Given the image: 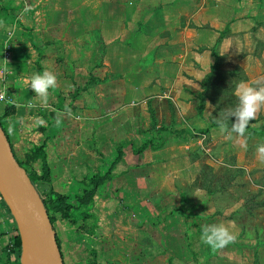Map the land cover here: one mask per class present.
I'll return each mask as SVG.
<instances>
[{
	"label": "crops",
	"instance_id": "obj_1",
	"mask_svg": "<svg viewBox=\"0 0 264 264\" xmlns=\"http://www.w3.org/2000/svg\"><path fill=\"white\" fill-rule=\"evenodd\" d=\"M192 1L187 7L181 0H108L115 18L103 21L99 4L85 12L66 0H0V91L8 96L0 102V123L14 156L25 160L45 144L48 179L37 182L44 194H80L92 175L111 174L94 195L92 218L75 225L63 220L60 234L54 228L63 264L73 257L78 264H143L176 253L177 246L189 255L188 238L216 219V210L195 215L182 205L190 190L204 192L209 204L219 188L205 190L198 181L207 135L218 127L212 94L227 91L213 77L231 78L237 67L248 83L264 77V69L248 65L264 47V0ZM118 5L124 37L108 39L102 31L115 30ZM89 28L97 31L96 42L86 39ZM256 61L264 62V48ZM45 70L57 77L46 104L27 85ZM259 116L264 107L248 126ZM232 139L220 133L217 151ZM31 163L40 175L41 161ZM240 186L236 199L244 202ZM3 223L15 225L0 199V254ZM166 239L177 246L166 248Z\"/></svg>",
	"mask_w": 264,
	"mask_h": 264
},
{
	"label": "rangeland",
	"instance_id": "obj_2",
	"mask_svg": "<svg viewBox=\"0 0 264 264\" xmlns=\"http://www.w3.org/2000/svg\"><path fill=\"white\" fill-rule=\"evenodd\" d=\"M66 1L75 5L79 4L80 7L85 10V12L87 10H90L91 12L92 8L99 4L101 7V20L105 21L108 19V17L111 20H114L115 18L114 15L112 18H110V15L107 13L108 0H105V2H99V0ZM115 1L117 4H121L124 0ZM181 1L182 3L186 4L187 7L188 4L194 3L192 0ZM198 1L199 0L196 2ZM205 1L211 3L215 2L216 0ZM228 1L232 3L234 0ZM94 8L97 9L96 7ZM120 8L121 7L118 5V10L116 13L117 26L115 30H112L111 32L109 29H105L102 31V36L108 39L109 37L115 35L119 36L120 38L124 37L123 35L125 31L122 29L124 15L120 14ZM104 11L105 13H103ZM89 13L88 15L84 14L85 17L92 15V13ZM84 35L86 36V39L95 42L98 38L97 31H95V29L93 30L92 28L85 29ZM263 48L264 47L262 45L258 47L254 54L256 58L262 54ZM256 58L252 59L248 65L252 69H256L258 66L260 70L263 71L264 62H261V65H257ZM244 71L245 70L241 69L240 67H237L234 71L235 75H232L231 78H227L220 72H217L216 76L213 77V85H218L227 89L226 93L220 92L212 94V102L215 106V108L212 109V113L214 116L216 115V118H222V114L227 109L233 108L236 105L237 98L234 94L235 86L241 81H248V76ZM252 71L255 72V70ZM62 87L63 89H68V85H66V83L62 84ZM232 118H229V122L226 121L228 127L230 126L231 121H234L235 119L233 118L232 120ZM256 121L255 127H250L251 125L247 127L249 129H246L244 136H239L237 134V137H234L235 133H233L234 135H232V141H230L229 145H226L221 149V154L220 149L217 151L218 146L217 148L215 147L216 139L220 135L218 127L216 128L217 131L214 132V135H207V142L205 143L203 149L204 152H206V159L202 161L204 173L200 178H198V181H200V184L206 185L205 190L209 188L211 190V187H217V185L219 188L212 189V198L215 196L214 199H212L213 203L210 200L209 204L204 205V192H197L195 194V192L190 190L187 193L188 196L185 197L184 204L182 205V209L186 208V212L188 210H192L195 215L202 212L206 214L213 213V211L215 212L216 210L217 214H214L216 219L210 221V224H225L235 234L236 239L223 248L213 250L201 241L200 237L202 233L196 234L195 237L188 238L189 246L192 251V253L189 255L178 253L180 246L175 244L172 246V242L168 243V240L166 239V248H169L170 246L174 248L177 246L175 247L176 253H165L163 259L158 258L156 260H153L154 257L150 256L148 258L149 263L146 262L143 264H264V165L263 162L256 158L255 154L257 146L264 144V118L259 116ZM92 129V127H89V130L86 131V134L91 132ZM249 130H251L254 134ZM88 139L89 137H87V140ZM89 147L91 149L92 146L89 145ZM92 150L94 151L93 148ZM20 161L22 163L27 162L26 170H33V167L36 168V166H34L35 164L31 163L32 161L28 160V158ZM254 164H260V166H262L261 170L263 173H261L260 169L256 170L255 168H252V165ZM231 182L232 184L234 183L233 186ZM240 185H242L245 190V194L242 196L244 197V202H237V200L241 198L240 194L242 193ZM224 187L226 189L223 190L222 188ZM38 189L42 195L45 196L40 187H38ZM216 193L218 196L215 195ZM211 203L213 206H211ZM218 208H221L219 212L217 211ZM192 216L194 215H191V219L188 218V220L194 224V222H192L194 221V217ZM58 219L54 223V228H56L58 230V234H60V227L62 225L61 222H63L64 219ZM3 224L5 228V232H3V234L6 241L4 244H2L3 253L0 254V264H12L11 261L14 259L15 255L10 251V247H12L11 237L14 233V223L11 224L12 227L10 229L6 227L5 223ZM87 230L86 233L90 235L91 232H88ZM131 247L134 249V246H124L125 251L130 252ZM171 247L169 249H171ZM83 248L84 246H82L81 249L83 250ZM91 258L92 255L90 257V261L92 260ZM139 263L140 262H137V264ZM23 264L30 263L27 261L25 262L24 259ZM69 264H78L76 257H73V260L69 261Z\"/></svg>",
	"mask_w": 264,
	"mask_h": 264
},
{
	"label": "water",
	"instance_id": "obj_3",
	"mask_svg": "<svg viewBox=\"0 0 264 264\" xmlns=\"http://www.w3.org/2000/svg\"><path fill=\"white\" fill-rule=\"evenodd\" d=\"M0 196L14 218L22 241V264L24 259L30 264H63L42 198L16 160L1 127Z\"/></svg>",
	"mask_w": 264,
	"mask_h": 264
},
{
	"label": "clouds",
	"instance_id": "obj_4",
	"mask_svg": "<svg viewBox=\"0 0 264 264\" xmlns=\"http://www.w3.org/2000/svg\"><path fill=\"white\" fill-rule=\"evenodd\" d=\"M26 7L24 11H28ZM57 77L48 70L42 73H34L28 78V87L40 98L42 103L47 102L49 90L56 86ZM6 92V89L4 90ZM234 94L237 103L233 108L227 109L222 118L218 117L216 122L218 131L225 136V139L231 140L232 134L244 136L250 121L256 119V115L261 107H264V77L258 78L252 83L241 81L236 84ZM66 111H69L67 108ZM235 118V122L228 127L226 121L229 118ZM36 124L43 126V118H36ZM9 134H13V127L8 128ZM246 146V145H245ZM257 158L264 162V144L256 148ZM201 241L211 249H220L233 242L236 239L235 234L225 224H208L202 229Z\"/></svg>",
	"mask_w": 264,
	"mask_h": 264
},
{
	"label": "trees",
	"instance_id": "obj_5",
	"mask_svg": "<svg viewBox=\"0 0 264 264\" xmlns=\"http://www.w3.org/2000/svg\"><path fill=\"white\" fill-rule=\"evenodd\" d=\"M0 127L2 125L0 123ZM3 129V128H2ZM264 135V133H263ZM45 144L42 143L38 146H35L31 149L30 154L28 155V160L30 161H41V174L38 175L34 170H26V163H22L17 160L22 169L25 170L30 182L34 185L35 189L38 191L37 182L45 181L48 179V168L45 163V153H44ZM16 158V157H15ZM110 172H106L103 174H94L90 177V185L88 188H85L80 194L75 195H63L53 190H49L43 196L40 194L42 198V202L46 212L48 214L49 220L54 228V223L58 218H62L67 220L70 224H77L79 220H87L92 218L89 210L93 204V198L96 194L98 187L105 183L108 179H110ZM2 203L8 213H10L9 208L7 207L5 201L0 196ZM12 247H10V251L13 252L14 259H12V264H22L21 262V254H22V241L20 236L18 235V230L16 224L14 225V233L11 237ZM56 242L60 249L59 240L56 236Z\"/></svg>",
	"mask_w": 264,
	"mask_h": 264
},
{
	"label": "built area",
	"instance_id": "obj_6",
	"mask_svg": "<svg viewBox=\"0 0 264 264\" xmlns=\"http://www.w3.org/2000/svg\"><path fill=\"white\" fill-rule=\"evenodd\" d=\"M10 35V33H8ZM8 99V96L6 95L5 92L0 91V102L1 101H6Z\"/></svg>",
	"mask_w": 264,
	"mask_h": 264
}]
</instances>
